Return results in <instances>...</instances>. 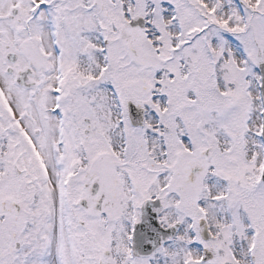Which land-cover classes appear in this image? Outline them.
<instances>
[{
	"label": "snow or ice",
	"instance_id": "snow-or-ice-1",
	"mask_svg": "<svg viewBox=\"0 0 264 264\" xmlns=\"http://www.w3.org/2000/svg\"><path fill=\"white\" fill-rule=\"evenodd\" d=\"M0 264H264V0H0Z\"/></svg>",
	"mask_w": 264,
	"mask_h": 264
}]
</instances>
